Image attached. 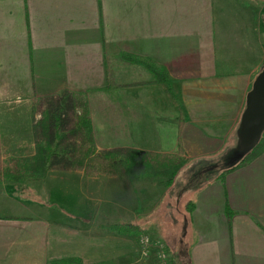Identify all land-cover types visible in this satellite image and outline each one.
Returning <instances> with one entry per match:
<instances>
[{
  "label": "crops",
  "instance_id": "crops-1",
  "mask_svg": "<svg viewBox=\"0 0 264 264\" xmlns=\"http://www.w3.org/2000/svg\"><path fill=\"white\" fill-rule=\"evenodd\" d=\"M123 54L166 71L173 95ZM263 70L264 0H0L4 158L35 153L33 101L68 90L87 96L99 150L188 160L171 184L84 171L0 184V196L32 211L0 215V264L120 260L147 219L172 263L264 264V154L218 172L214 160L239 149L247 95ZM56 174L77 176L82 187L62 195L57 187L47 203L17 193ZM59 178L52 179L61 185ZM100 220L132 224L138 234L94 236Z\"/></svg>",
  "mask_w": 264,
  "mask_h": 264
},
{
  "label": "trees",
  "instance_id": "trees-1",
  "mask_svg": "<svg viewBox=\"0 0 264 264\" xmlns=\"http://www.w3.org/2000/svg\"><path fill=\"white\" fill-rule=\"evenodd\" d=\"M127 65L144 66L164 84L171 95V80L166 71L155 63L134 55H121ZM109 74L113 71L109 69ZM109 87H114L111 80ZM35 153L27 157L4 158L0 148V184L14 186L29 179L48 175L49 171H84L88 177L120 176L131 183L164 180L175 181L188 160L178 155L146 152L133 148L99 150L93 132L91 111L85 94L65 90L59 95L38 97L32 105ZM264 154V138L248 156L240 158L239 169ZM124 235L138 234L134 225H117ZM79 259H68L56 264H77ZM177 264V262H176Z\"/></svg>",
  "mask_w": 264,
  "mask_h": 264
},
{
  "label": "rangeland",
  "instance_id": "rangeland-1",
  "mask_svg": "<svg viewBox=\"0 0 264 264\" xmlns=\"http://www.w3.org/2000/svg\"><path fill=\"white\" fill-rule=\"evenodd\" d=\"M262 138H264V135ZM23 152L27 153V151H23ZM4 153H5V156H8V154H10V151H4ZM214 160L220 161L219 168L216 169L215 172L224 171L225 167L226 169H231V168L233 169L235 168V166H238L240 164L239 151L235 150V154H234V151L232 150L226 151V156L220 155L218 157H215ZM215 163H218V162H215ZM57 175H59V177H62V179L59 178V180L61 181V185H58V183H55L56 179L55 180L52 179L53 177ZM78 181L79 179L77 178V176H74V175H66V174H56L53 176L50 175L48 179H43V180H40L39 183L32 184L31 187H35V188L32 189L30 187L31 189L30 192L28 190L29 184H26L24 186L18 187L17 193L21 195L26 194L28 197H31V196L35 197L36 195L39 201H42L43 203L45 202L47 203L53 200V199L48 200L47 196L49 194L47 192L54 190L57 187H58L57 190L59 189L62 190L61 195L64 194V191L66 190H79L80 186L82 187V185L80 184L77 185L76 183ZM116 181H117V178H116ZM99 182L100 181L94 182V186H90L91 182L85 183L83 188L84 187L85 189H89L90 187L98 188L97 183ZM36 188H37V193L34 192ZM28 193L30 196L28 195ZM21 199L25 200L23 198ZM72 199L73 201L74 200H77L78 202L82 201L81 198H76V199L72 198ZM4 204H7L8 206ZM10 204L12 205L11 207H10ZM1 206H4V207L1 209ZM18 207L19 205L15 204L14 201L12 202V200L9 201V199L7 198L5 194L0 196V215L6 216V213L9 212L8 210H12L14 214H22V213L31 214L32 212V211H29L28 209H22ZM89 217L92 218L91 216ZM93 220L98 221V219L96 218ZM101 221L102 220H100V223L95 224L96 228L93 231H91L92 233L90 232L92 235L94 236L100 235V236H108V237L116 236L118 238L124 235L122 234L121 231L116 230L115 228L116 225H114L113 222L103 221L101 223ZM92 223L93 222H91V224ZM142 226L143 228L140 231L139 237H137V239L133 238V245L130 244V246L126 247L125 250L122 252L125 258L123 257L120 260H117L115 258L114 261H110L108 263H104L101 261H95V260L94 262L84 263L82 260L79 259L80 263H77V264H175V263H172L171 259L168 257V254H167L168 251L166 249V244L163 241H161V239H159L158 237L160 235L159 230L156 227L150 226L148 219L146 220L145 223H143ZM120 238H127L128 240L129 237L125 235V237H120ZM176 239L178 241V244L180 245L181 237L176 235ZM177 264H181V263L177 262Z\"/></svg>",
  "mask_w": 264,
  "mask_h": 264
},
{
  "label": "water",
  "instance_id": "water-1",
  "mask_svg": "<svg viewBox=\"0 0 264 264\" xmlns=\"http://www.w3.org/2000/svg\"><path fill=\"white\" fill-rule=\"evenodd\" d=\"M264 135V70L256 78L247 95L246 110L242 117L239 157L250 155Z\"/></svg>",
  "mask_w": 264,
  "mask_h": 264
}]
</instances>
